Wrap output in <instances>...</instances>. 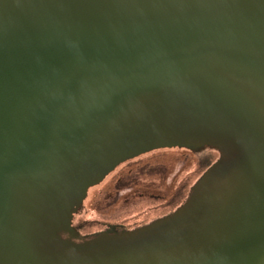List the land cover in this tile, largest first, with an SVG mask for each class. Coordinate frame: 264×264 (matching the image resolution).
<instances>
[{"label":"water","instance_id":"water-1","mask_svg":"<svg viewBox=\"0 0 264 264\" xmlns=\"http://www.w3.org/2000/svg\"><path fill=\"white\" fill-rule=\"evenodd\" d=\"M205 147L174 211L77 240L118 165ZM0 264H264V0H0Z\"/></svg>","mask_w":264,"mask_h":264},{"label":"rangeland","instance_id":"rangeland-1","mask_svg":"<svg viewBox=\"0 0 264 264\" xmlns=\"http://www.w3.org/2000/svg\"><path fill=\"white\" fill-rule=\"evenodd\" d=\"M204 156L205 151L165 148L121 163L89 189L88 199L75 219L89 234L101 229L102 220L133 225L150 219L163 210L165 199L178 187L184 185L186 191L193 185L206 169ZM158 195L165 198L158 199Z\"/></svg>","mask_w":264,"mask_h":264},{"label":"flooded vegetation","instance_id":"flooded-vegetation-1","mask_svg":"<svg viewBox=\"0 0 264 264\" xmlns=\"http://www.w3.org/2000/svg\"><path fill=\"white\" fill-rule=\"evenodd\" d=\"M184 150H186V149H184ZM187 151H189V150H187ZM200 151H205V156H204V160H203L205 163H202V164H206V168L210 164H212L218 157L217 150H215L211 147H205V148L201 149ZM127 161H129V160H127ZM127 161H125V162H127ZM190 188H191V186L185 191L184 185H181L180 187H178L174 191V193L169 196L168 199H165V202L163 204V210L150 219L139 221L138 223H135L133 225H126V224H123L120 222L118 223L115 221L112 222V221L102 220L100 222L101 229L96 231V232L90 233V234H89V231L83 232L82 230H83L84 224L79 222L78 220L76 221V219H75L79 215L80 211L82 210V208L84 206V202L88 199V196H89V189H88L87 195H86L85 199L83 200L82 207L76 213L73 214L71 225L78 231V233L81 237V239H77V240L89 239V235L103 231L110 226H115L117 229H133L135 227L149 223L150 221H152L156 218L162 217V216L167 215V214L171 213L172 211H174L178 206H180L186 200V198L190 192ZM184 191H185V193H184ZM156 198L162 199V198H165V196L164 195H158V196H156Z\"/></svg>","mask_w":264,"mask_h":264},{"label":"trees","instance_id":"trees-1","mask_svg":"<svg viewBox=\"0 0 264 264\" xmlns=\"http://www.w3.org/2000/svg\"><path fill=\"white\" fill-rule=\"evenodd\" d=\"M136 228V227H135Z\"/></svg>","mask_w":264,"mask_h":264}]
</instances>
